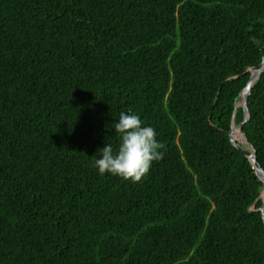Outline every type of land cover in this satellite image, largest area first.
Masks as SVG:
<instances>
[{
	"label": "trees",
	"instance_id": "trees-1",
	"mask_svg": "<svg viewBox=\"0 0 264 264\" xmlns=\"http://www.w3.org/2000/svg\"><path fill=\"white\" fill-rule=\"evenodd\" d=\"M263 54L264 0H0V264H264ZM247 108L264 170V70ZM120 112L165 146L136 183L93 167Z\"/></svg>",
	"mask_w": 264,
	"mask_h": 264
},
{
	"label": "clouds",
	"instance_id": "clouds-1",
	"mask_svg": "<svg viewBox=\"0 0 264 264\" xmlns=\"http://www.w3.org/2000/svg\"><path fill=\"white\" fill-rule=\"evenodd\" d=\"M111 128L119 136V145L115 151L112 144L99 148L101 156L94 161L93 167L101 175L107 172L133 183L141 181L152 162L163 159L164 144L157 141L155 129L144 126L140 117L132 112H120Z\"/></svg>",
	"mask_w": 264,
	"mask_h": 264
},
{
	"label": "water",
	"instance_id": "water-1",
	"mask_svg": "<svg viewBox=\"0 0 264 264\" xmlns=\"http://www.w3.org/2000/svg\"><path fill=\"white\" fill-rule=\"evenodd\" d=\"M250 71V76L248 81L246 82L245 86L242 89L241 95L239 100L235 103L233 115L231 119V129L229 131V138L233 146L243 152V154L248 158L250 164L252 165L255 174L261 180L264 185V170L258 163L255 155V150L252 145L249 143L248 139L244 135L242 131L243 123L249 118L248 108H247V98L250 93V89L258 79L260 73L264 70V54L262 55L261 61L247 69ZM237 106H241L243 112V120L239 123H235L234 121V111L236 110ZM236 132H240V137H235L234 135ZM257 199L261 200V203L258 208H255V202L250 206V210H257L260 211L262 217L264 219V186L258 195Z\"/></svg>",
	"mask_w": 264,
	"mask_h": 264
},
{
	"label": "bare ground",
	"instance_id": "bare-ground-1",
	"mask_svg": "<svg viewBox=\"0 0 264 264\" xmlns=\"http://www.w3.org/2000/svg\"><path fill=\"white\" fill-rule=\"evenodd\" d=\"M235 137H240V132H236V134L234 135Z\"/></svg>",
	"mask_w": 264,
	"mask_h": 264
},
{
	"label": "rangeland",
	"instance_id": "rangeland-1",
	"mask_svg": "<svg viewBox=\"0 0 264 264\" xmlns=\"http://www.w3.org/2000/svg\"><path fill=\"white\" fill-rule=\"evenodd\" d=\"M241 136V135H240Z\"/></svg>",
	"mask_w": 264,
	"mask_h": 264
}]
</instances>
